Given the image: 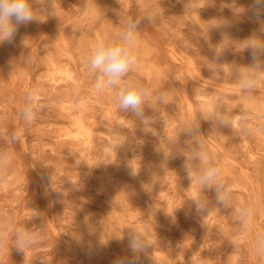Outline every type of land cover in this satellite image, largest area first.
Returning a JSON list of instances; mask_svg holds the SVG:
<instances>
[{"label":"rangeland","instance_id":"374dc122","mask_svg":"<svg viewBox=\"0 0 264 264\" xmlns=\"http://www.w3.org/2000/svg\"><path fill=\"white\" fill-rule=\"evenodd\" d=\"M251 2L235 0L246 10ZM232 3L34 0L37 20L0 46V153L12 156L6 181L0 173V264H114L131 255L137 230L149 244L140 264H264L251 237L231 243L240 203L264 198V126L241 131L245 118L264 123V52L253 61L242 43L264 41V23L247 11L234 16ZM145 14L151 20L141 21L140 59L129 75L153 92L146 124L119 110L117 89L97 93L86 68L97 40H114L128 16ZM237 70L256 81L252 92L240 89ZM35 88L36 119L26 123L21 110ZM16 130L21 143L11 139ZM198 145L235 185L231 206L209 191L208 211H197L202 193L184 164L195 175ZM255 229L264 231V203ZM22 231L33 237L26 256L16 249Z\"/></svg>","mask_w":264,"mask_h":264},{"label":"clouds","instance_id":"9594fccd","mask_svg":"<svg viewBox=\"0 0 264 264\" xmlns=\"http://www.w3.org/2000/svg\"><path fill=\"white\" fill-rule=\"evenodd\" d=\"M34 0H0V46L12 44L14 38L23 25L26 26L37 20V10L33 7ZM234 16H240L247 11L250 18L259 23H264V0H252L247 10L236 5L235 0L229 5ZM143 19L151 20V15H142L137 18L128 16L124 21V27L120 30L114 40L100 39L91 47L86 58V68L95 78V91L103 93L105 89H117L116 101L120 111L131 112L141 118L146 124L147 118L144 117V106L153 98L152 90L132 79L130 73L138 66L140 46L139 29ZM216 26V25H213ZM248 50L250 57L255 61L258 51L264 52V41L257 42L255 38L242 42ZM238 85L245 93L252 92L256 87V81L250 79L240 70H237ZM40 89L30 90L25 99L21 110V116L26 123L36 119L39 106ZM163 93L157 96V100L164 102ZM208 113L212 111L210 105L202 109ZM189 132H195L196 128L193 119L186 121ZM220 123L226 127L232 126V121L221 120ZM264 123H247L246 118L241 121V131L246 135H253ZM22 130L12 133L11 139L15 143L22 142ZM107 154V153H106ZM192 156L199 161L195 175L192 166L188 161L184 168L187 179L191 186L194 181L199 185L202 197L194 201L197 211L207 212L209 201L206 193L214 191L216 202L224 207H229L233 201L235 185L226 179L222 164L213 160L202 146L198 145L193 149ZM12 159L9 153H0V173H4L3 181H6V173L9 161ZM191 159V158H189ZM264 203V198L255 196L247 201L241 202L236 209V215L240 224V230L231 243L238 247L240 243L246 242L251 237L252 254L257 259H264V231L255 229V217ZM173 221L175 216L172 214ZM33 237L27 232H20L17 235L16 249L18 253L26 256V251L32 246ZM101 244L107 243L104 239ZM148 241L145 235L137 230L135 234L128 237L127 249L131 255L117 258L114 264H140L141 254L148 255ZM4 250V238L0 235V253Z\"/></svg>","mask_w":264,"mask_h":264},{"label":"bare ground","instance_id":"6f19581e","mask_svg":"<svg viewBox=\"0 0 264 264\" xmlns=\"http://www.w3.org/2000/svg\"><path fill=\"white\" fill-rule=\"evenodd\" d=\"M107 153V152H106ZM101 256V255H100ZM91 262H92V260H91Z\"/></svg>","mask_w":264,"mask_h":264}]
</instances>
